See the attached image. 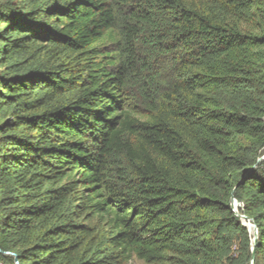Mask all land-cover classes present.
Masks as SVG:
<instances>
[{
    "label": "trees",
    "instance_id": "obj_1",
    "mask_svg": "<svg viewBox=\"0 0 264 264\" xmlns=\"http://www.w3.org/2000/svg\"><path fill=\"white\" fill-rule=\"evenodd\" d=\"M263 155L264 0H0L1 261L264 264Z\"/></svg>",
    "mask_w": 264,
    "mask_h": 264
},
{
    "label": "water",
    "instance_id": "obj_2",
    "mask_svg": "<svg viewBox=\"0 0 264 264\" xmlns=\"http://www.w3.org/2000/svg\"><path fill=\"white\" fill-rule=\"evenodd\" d=\"M263 157H264V155H263L262 157H260V158L258 159V161H260L261 159H263ZM245 173H247V171H246ZM245 173L242 174V176H241V178H240L241 180L244 179ZM235 204L239 205L238 201H237L235 198L231 197V202H230V207H231V209L235 212V214H236L237 216L240 217V219H242V222H243V223L249 228V230H250V231L252 232V234H253V239L255 240V238H256V227L254 226V224H252V223L249 222V218H248V217H246L244 214H240V213H238L237 209L235 208ZM245 221H248L249 223H245ZM252 249H253V248H252ZM0 253H6V254H7L8 252H4V251H2V250L0 249ZM9 254L13 255V262H14V264H20V263L18 262V260H17L16 255H14L13 253H9Z\"/></svg>",
    "mask_w": 264,
    "mask_h": 264
},
{
    "label": "rangeland",
    "instance_id": "obj_3",
    "mask_svg": "<svg viewBox=\"0 0 264 264\" xmlns=\"http://www.w3.org/2000/svg\"><path fill=\"white\" fill-rule=\"evenodd\" d=\"M242 220V219H241ZM245 223H249L248 221H245ZM251 232V231H250ZM251 235H252V247H253V245L255 244V242H256V238H257V234H256V238H255V240L253 239V234H252V232H251ZM0 264H7V263H5V262H3V261H1L0 260ZM127 264H142L141 262H139V261H130V262H128Z\"/></svg>",
    "mask_w": 264,
    "mask_h": 264
},
{
    "label": "bare ground",
    "instance_id": "obj_4",
    "mask_svg": "<svg viewBox=\"0 0 264 264\" xmlns=\"http://www.w3.org/2000/svg\"><path fill=\"white\" fill-rule=\"evenodd\" d=\"M236 205H237V204H235V208H236Z\"/></svg>",
    "mask_w": 264,
    "mask_h": 264
}]
</instances>
